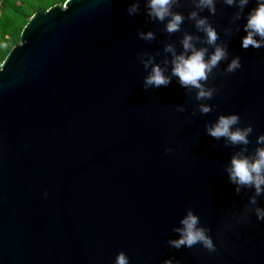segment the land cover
Masks as SVG:
<instances>
[{"label":"water","instance_id":"95a60500","mask_svg":"<svg viewBox=\"0 0 264 264\" xmlns=\"http://www.w3.org/2000/svg\"><path fill=\"white\" fill-rule=\"evenodd\" d=\"M66 0L32 15L0 67V264H264V193L229 179L234 154L252 155L264 134V48L241 47L246 16L216 0L215 13L179 0L180 30L147 15L146 0ZM207 17L227 57L209 74L210 99L171 75L185 33L206 41L189 13ZM151 31L154 38L139 33ZM239 56L242 67L227 72ZM149 57L171 76L144 86ZM208 104V113L200 111ZM236 113L247 145L207 127ZM170 149V151H166ZM256 198V205L250 203ZM191 209L216 250L168 245Z\"/></svg>","mask_w":264,"mask_h":264},{"label":"clouds","instance_id":"9594fccd","mask_svg":"<svg viewBox=\"0 0 264 264\" xmlns=\"http://www.w3.org/2000/svg\"><path fill=\"white\" fill-rule=\"evenodd\" d=\"M179 0H146L147 15L150 18L165 22V30L174 33L180 30L184 20L181 12L173 11V6L178 4ZM229 6L237 5L242 11L248 5L249 0H225ZM216 0H195L197 9H207L210 13H215ZM129 15H135L139 11V0L131 3L127 9ZM189 19L195 22L196 28L203 32L206 41L214 45V50L209 54L207 48H197L194 44V37L190 33H185L182 39L183 51L179 54L175 52L172 45L166 47V51L173 53L171 61V75L177 77L181 86L194 88L197 90V99H210L213 95V89L205 86L209 74L217 65L227 57V49L223 45L216 43L218 33L215 27L209 22L207 17L200 16L196 10L189 13ZM245 35L241 38V47L247 49L264 48V0H256V4L251 8L246 16L244 24ZM139 35L146 40L154 38L151 31H141ZM145 68L150 71L144 77L145 88L166 86L170 83L171 76L165 73V70L154 63L153 58L149 57L143 61ZM239 56H235L228 63L226 71L231 73L241 68ZM211 106L201 104L200 111L208 113ZM240 116L236 113L220 115L218 119L207 127V132L214 138H225L232 145H247L249 136L253 132L251 125L245 127L239 126ZM257 148L252 155L244 152L234 154L230 164L227 167L229 179L237 185V191L240 187H252L259 196L264 193V134L256 138ZM170 151V149H166ZM252 205H256L255 196L250 199ZM254 212L257 220H264V207L256 206ZM173 231L178 233V238L169 239L168 245L179 249L181 246L192 248L199 244L209 252L216 250V244L209 230L200 224L199 216L191 209L179 220V226L174 227ZM111 264H130L128 255L121 250ZM163 264H179L173 258H167Z\"/></svg>","mask_w":264,"mask_h":264},{"label":"rangeland","instance_id":"374dc122","mask_svg":"<svg viewBox=\"0 0 264 264\" xmlns=\"http://www.w3.org/2000/svg\"><path fill=\"white\" fill-rule=\"evenodd\" d=\"M66 0H55L51 3L53 4H64ZM49 3V4H51ZM43 0H0V18L5 16V22H7L10 27L15 26L16 20H22L21 27L24 23L30 19V15L44 10L41 8ZM49 4L47 6H49ZM21 7L22 11L18 10ZM20 28H14L13 33L7 35L4 40H2V30L0 28V67L10 52V50L21 41L22 31Z\"/></svg>","mask_w":264,"mask_h":264},{"label":"trees","instance_id":"16d2710c","mask_svg":"<svg viewBox=\"0 0 264 264\" xmlns=\"http://www.w3.org/2000/svg\"><path fill=\"white\" fill-rule=\"evenodd\" d=\"M52 1H55V0H43V4L41 6V8H43L44 10L48 9L50 6L54 5L53 3H51ZM51 3V4H49ZM49 4V6H47ZM18 10L19 11H22V8L19 6L18 7ZM32 15H30L29 17H31ZM30 19H28L24 25L21 27V24H22V20H16L15 22V26L14 27H10V25L7 24V22H5V16L4 17H1L0 18V28L2 30V40H4L6 38L7 35H10L11 33H13V30L14 28H20L21 27V30H23V28L25 27V25L28 23Z\"/></svg>","mask_w":264,"mask_h":264}]
</instances>
